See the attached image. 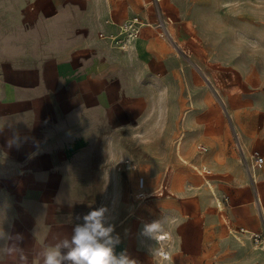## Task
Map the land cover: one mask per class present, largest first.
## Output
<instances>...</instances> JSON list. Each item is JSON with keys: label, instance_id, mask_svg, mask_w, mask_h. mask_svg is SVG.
<instances>
[{"label": "crops", "instance_id": "crops-1", "mask_svg": "<svg viewBox=\"0 0 264 264\" xmlns=\"http://www.w3.org/2000/svg\"><path fill=\"white\" fill-rule=\"evenodd\" d=\"M116 1L0 0V246L32 264L103 205L116 253L136 264H196L205 249L227 256V230L242 242L236 230L263 227L264 204L228 135L253 178L251 152L264 157V77L245 75L252 89L244 86L232 123L196 122L190 110L180 123V58L145 27L129 49L114 46L126 20ZM196 141L203 154L191 151ZM153 221L163 224L155 239L142 234ZM0 264L17 255L0 251Z\"/></svg>", "mask_w": 264, "mask_h": 264}, {"label": "rangeland", "instance_id": "rangeland-1", "mask_svg": "<svg viewBox=\"0 0 264 264\" xmlns=\"http://www.w3.org/2000/svg\"><path fill=\"white\" fill-rule=\"evenodd\" d=\"M115 10L121 20L138 17L145 23L142 29L156 30L180 58V123L187 119L188 110L194 112L196 122L232 123L233 112L243 100L244 86L252 89L245 75L255 71L264 77V0H117ZM228 137L239 149L246 181L256 196L259 192L264 204V163L252 178L233 130ZM201 143L196 141L191 151L199 153ZM182 149L183 141L181 161ZM201 164L209 166L208 161ZM213 173L206 174V180ZM227 232V256L209 255L205 249L195 257V263L264 264V249L255 247L245 235L241 242Z\"/></svg>", "mask_w": 264, "mask_h": 264}, {"label": "clouds", "instance_id": "clouds-1", "mask_svg": "<svg viewBox=\"0 0 264 264\" xmlns=\"http://www.w3.org/2000/svg\"><path fill=\"white\" fill-rule=\"evenodd\" d=\"M14 141H9L11 145ZM109 207L100 206L82 217L83 222L73 229L71 239H63L54 246H48L32 261V264H136L126 252L116 253L120 243L115 226L109 220ZM79 219V217H78ZM161 221L145 224L142 234L155 239L162 230ZM7 234L0 230V240ZM0 251L17 255V264H28V256L13 245L0 246Z\"/></svg>", "mask_w": 264, "mask_h": 264}, {"label": "built area", "instance_id": "built-area-1", "mask_svg": "<svg viewBox=\"0 0 264 264\" xmlns=\"http://www.w3.org/2000/svg\"><path fill=\"white\" fill-rule=\"evenodd\" d=\"M144 25L145 23L140 21L138 17L129 18L117 24L118 27L117 33L114 36L110 37L114 46L123 50L129 49L131 43L140 36L142 32V27ZM100 35L102 37H107L103 33H100ZM198 148L200 149V151L207 150V148L202 144H199ZM263 163H264V157L262 153L259 150H253L250 154L249 164H248L251 172H254L256 168ZM260 210H261L260 213L263 224L261 230L253 231L245 228H239L238 230L235 231V233L239 235L242 234L247 236V238L251 241V243L255 247L264 249V206H261ZM158 239L165 242L169 241L168 238H164L163 234L159 235ZM158 253L162 258L170 259L171 253L166 247H160Z\"/></svg>", "mask_w": 264, "mask_h": 264}, {"label": "bare ground", "instance_id": "bare-ground-1", "mask_svg": "<svg viewBox=\"0 0 264 264\" xmlns=\"http://www.w3.org/2000/svg\"><path fill=\"white\" fill-rule=\"evenodd\" d=\"M164 238H168L169 240L172 238V236H171V234L169 233V232H164ZM158 250V249H157ZM159 251V250H158ZM157 255L160 257V258H162L160 255H159V253L157 252ZM170 258H171V254H170ZM162 259H164V258H162Z\"/></svg>", "mask_w": 264, "mask_h": 264}]
</instances>
